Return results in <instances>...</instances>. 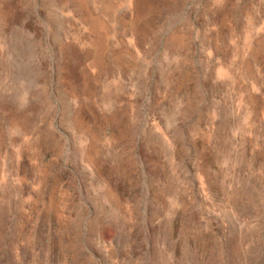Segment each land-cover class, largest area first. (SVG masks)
Here are the masks:
<instances>
[{"label":"rangeland","instance_id":"374dc122","mask_svg":"<svg viewBox=\"0 0 264 264\" xmlns=\"http://www.w3.org/2000/svg\"><path fill=\"white\" fill-rule=\"evenodd\" d=\"M0 264H264V0H0Z\"/></svg>","mask_w":264,"mask_h":264}]
</instances>
